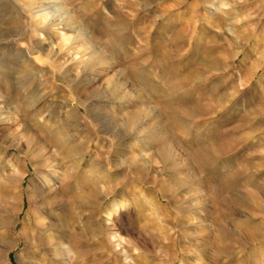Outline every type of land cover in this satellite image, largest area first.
I'll list each match as a JSON object with an SVG mask.
<instances>
[{
    "label": "rangeland",
    "instance_id": "rangeland-1",
    "mask_svg": "<svg viewBox=\"0 0 264 264\" xmlns=\"http://www.w3.org/2000/svg\"><path fill=\"white\" fill-rule=\"evenodd\" d=\"M28 4L0 0V264H264V0Z\"/></svg>",
    "mask_w": 264,
    "mask_h": 264
},
{
    "label": "bare ground",
    "instance_id": "bare-ground-1",
    "mask_svg": "<svg viewBox=\"0 0 264 264\" xmlns=\"http://www.w3.org/2000/svg\"><path fill=\"white\" fill-rule=\"evenodd\" d=\"M17 1V0H16ZM54 1H59V0H45V2H44V0L42 1V0H29V4L27 5L28 7H29V9H30V7H32L33 5H35V4H39L40 3V5L38 6V9H36V10H34V11H32V13L33 14H35V16H38L39 14H41V13H38L39 11H41V10H43V8H49V7H51L52 5L50 4L51 2H54ZM60 1H62V2H66V0H60ZM17 4H20V2L18 1V3ZM21 5V4H20ZM25 8V7H24ZM44 15V14H43ZM15 28H18V27H15ZM5 29V28H4ZM9 30V29H8ZM11 30V29H10ZM7 31V30H6ZM13 31V30H12ZM1 35V34H0ZM3 37V36H2ZM7 37H8V35H7ZM2 40H3V38H2ZM7 40V39H6ZM9 41V40H8ZM11 41V40H10ZM14 41V40H13ZM17 41H15V43H16ZM18 44V43H17ZM28 49V48H27ZM30 52V51H29ZM36 53L34 52L32 55H33V58H35V59H39V57H38V55H35ZM38 62V61H37ZM40 63V62H39ZM77 108V107H76ZM93 174V173H92ZM96 174V173H95ZM15 177H17L16 176V174L14 173L13 174ZM54 179H55V175L53 174V173H51V174H49V175H46L45 177H44V180H45V182H48V181H50V182H52V181H54ZM42 186H44V183L43 184H41ZM90 192H88V191H86L84 194H81L78 198H76V197H72L71 198V203H80L81 201H83V200H85V199H87L89 196H90ZM55 197H50L48 200V202L49 203H54L55 201H56V199H54ZM51 205V204H50ZM115 234V233H114ZM197 264H201V263H197Z\"/></svg>",
    "mask_w": 264,
    "mask_h": 264
}]
</instances>
